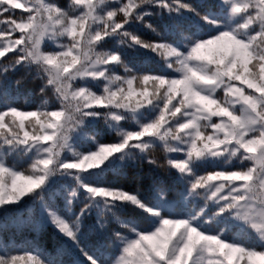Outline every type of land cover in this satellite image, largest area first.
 <instances>
[{
	"label": "trees",
	"instance_id": "trees-1",
	"mask_svg": "<svg viewBox=\"0 0 264 264\" xmlns=\"http://www.w3.org/2000/svg\"><path fill=\"white\" fill-rule=\"evenodd\" d=\"M262 78L264 0H0V264H264Z\"/></svg>",
	"mask_w": 264,
	"mask_h": 264
},
{
	"label": "rangeland",
	"instance_id": "rangeland-1",
	"mask_svg": "<svg viewBox=\"0 0 264 264\" xmlns=\"http://www.w3.org/2000/svg\"><path fill=\"white\" fill-rule=\"evenodd\" d=\"M262 81L264 82V78H262ZM230 99L233 105L238 107L241 111V137L245 138L246 135L250 136L251 133H255L254 136L248 138L251 145L247 149H243L244 143L241 144V140L237 143V150L239 151L242 148L243 151L250 153L255 157L259 153L261 159H264V94L249 99L243 97L237 87H231ZM260 110H262V112ZM227 149L228 147L225 148V151ZM256 207L264 208V202L250 204L249 210L254 213L255 211L253 209Z\"/></svg>",
	"mask_w": 264,
	"mask_h": 264
}]
</instances>
